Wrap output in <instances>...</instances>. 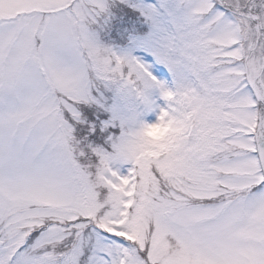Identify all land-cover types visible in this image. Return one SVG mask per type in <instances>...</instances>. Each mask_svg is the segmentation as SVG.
Instances as JSON below:
<instances>
[{
  "label": "snow or ice",
  "instance_id": "obj_1",
  "mask_svg": "<svg viewBox=\"0 0 264 264\" xmlns=\"http://www.w3.org/2000/svg\"><path fill=\"white\" fill-rule=\"evenodd\" d=\"M120 3L147 30L114 49L110 0H0V264H264V0ZM81 106L119 129L95 163Z\"/></svg>",
  "mask_w": 264,
  "mask_h": 264
},
{
  "label": "rangeland",
  "instance_id": "obj_2",
  "mask_svg": "<svg viewBox=\"0 0 264 264\" xmlns=\"http://www.w3.org/2000/svg\"><path fill=\"white\" fill-rule=\"evenodd\" d=\"M109 16L107 18H100L92 25V29L96 32L99 41L107 46H112L114 49L126 48L129 43V37L133 35H141L147 30V26L143 24L142 18L138 13L131 8L121 4L120 0H110ZM133 54H136L135 52ZM159 69L157 79L170 82L171 76L163 65H155ZM153 99L156 104L163 105L164 101L156 94H153ZM81 113L85 120L84 124H77L74 127L73 136L82 151L84 156H78V162L81 164L88 163L87 157L90 156L91 162H96V157L90 153L88 145L94 147H104L106 150H111L106 144L107 137L110 134L119 132L118 128H108L101 130L102 122L110 117V113L97 110L95 106H82ZM143 120L146 122H153L156 118L155 112H146L143 114ZM131 165L128 163L117 162L114 169H118L119 174H126Z\"/></svg>",
  "mask_w": 264,
  "mask_h": 264
},
{
  "label": "clouds",
  "instance_id": "obj_3",
  "mask_svg": "<svg viewBox=\"0 0 264 264\" xmlns=\"http://www.w3.org/2000/svg\"><path fill=\"white\" fill-rule=\"evenodd\" d=\"M154 126H149L148 122H142L132 129L123 142V149L128 155H140L152 149L154 146L161 145L164 137L168 133V128L160 127V121H154Z\"/></svg>",
  "mask_w": 264,
  "mask_h": 264
},
{
  "label": "trees",
  "instance_id": "obj_4",
  "mask_svg": "<svg viewBox=\"0 0 264 264\" xmlns=\"http://www.w3.org/2000/svg\"><path fill=\"white\" fill-rule=\"evenodd\" d=\"M82 107V106H81Z\"/></svg>",
  "mask_w": 264,
  "mask_h": 264
}]
</instances>
